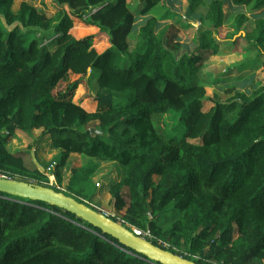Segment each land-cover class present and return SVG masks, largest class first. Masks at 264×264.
<instances>
[{"label": "trees", "instance_id": "1", "mask_svg": "<svg viewBox=\"0 0 264 264\" xmlns=\"http://www.w3.org/2000/svg\"><path fill=\"white\" fill-rule=\"evenodd\" d=\"M130 1L55 0L59 10L47 16L26 1L12 15V0H0L8 25L34 22L29 29L0 24V174L48 185L47 165L31 167L7 149L17 130L40 129L60 150L58 184L72 153L117 165L121 179L107 190L120 216L110 218L153 244L202 264H264V86L248 96L255 71L238 76H250L246 90L226 102L214 93L215 105L204 111L197 65L218 53L217 30L231 16L230 38L244 31L233 43L243 39L247 52L256 51L237 70H256L264 57V0H187V15L201 18L189 54H179L182 26L148 16L160 0L134 8ZM79 26L88 30L83 37L75 34ZM70 75L78 78L69 88L85 79L93 108L74 102L70 89L57 90ZM166 112L184 126L181 140L155 129L153 116ZM92 122L99 132L88 128ZM81 173L68 178L64 193L95 207L91 180L77 181ZM0 264L159 263L67 210L0 192Z\"/></svg>", "mask_w": 264, "mask_h": 264}, {"label": "rangeland", "instance_id": "2", "mask_svg": "<svg viewBox=\"0 0 264 264\" xmlns=\"http://www.w3.org/2000/svg\"><path fill=\"white\" fill-rule=\"evenodd\" d=\"M25 1L47 16H52L59 10L55 0H12L9 8L11 14L17 15ZM131 2L132 0L130 3ZM160 2V6L155 10V14L158 17L161 15L168 16L169 14L171 16V13L173 12L177 13L183 11L184 15H187L186 10L189 3L187 0H160ZM138 7H141V4ZM154 9L155 7L151 9L148 16L153 15L151 13H154ZM138 18L140 19V16H138ZM185 18L188 19L187 21L189 22V26L180 34L181 39L179 42L181 44V51H179V54L184 53V51L189 54L190 50L192 51L198 45V40L200 38L199 27L201 25V18L199 17V12H192L191 15H187ZM6 22V18L0 15V24H4L7 28H11V26L17 23L20 24L19 22L14 21L8 25ZM23 23L25 26L22 24L20 25L29 29L28 27L33 26L34 22L28 18H24ZM137 30L138 27H135V31ZM233 31L234 28L231 19L230 17H227L224 24L217 30V38L222 40L219 52L215 55H208L207 58L201 59L197 63V65H199L198 78L200 83L203 84L206 89V97L201 100V109L204 111L215 105V102L212 99L214 93L219 95V100L221 102H226L231 99L237 91L242 90L243 92L247 88L245 82L250 76L246 80H243L242 78L234 82H232L230 77L231 75H238L236 73L237 67L245 62H248L250 59H253L256 56V51L247 52V45L243 39L238 40L236 43L230 42L232 40L230 36L235 33H233ZM87 32V28L79 26V28L75 31V34L79 37H83L87 34ZM243 33L244 31H240V33L238 32L235 36L238 37V35ZM96 40H99L98 36ZM97 49L102 50L103 46L97 44ZM50 50L54 51L55 47ZM243 71L250 72L252 69L246 68ZM257 72H254L253 76L254 79H258V83H254L253 81V84L255 85L249 86V90L246 92L248 96L251 95L250 91L253 92L260 86H264V65L263 67L261 66ZM242 75L245 76L246 74L243 73ZM76 78L78 77L70 75L68 77V81H61L58 84L56 87L57 90L66 91L70 89L74 102H85L86 106L93 108L95 103L94 101H92V103L89 101L91 91L87 88L84 78H81V80L76 83L74 88H69L67 82L75 80ZM96 124L97 122H92L88 125V128H95ZM153 125L162 137L171 141L181 140L184 138L186 132L184 126L179 124L178 116L170 112L153 116ZM18 133L20 134L18 135ZM31 133L32 134H25L23 131H16L12 137L14 139L10 140L7 145V149L12 153L17 152L20 155L21 153H25V160L29 165L31 161H33L30 160V158H32V154H29L32 152L35 153V157L38 159L37 161H40L43 165H48L52 161L59 164L60 155L58 151L60 150L52 147L49 135L40 137V129L33 130ZM45 140H47V142H45ZM195 141L198 143L201 142L200 139H196ZM33 165L30 166L32 167ZM59 170L61 175H63L62 183L59 186L63 188L67 187V178L72 180V177L73 179L76 178L77 174L82 171L81 175L78 176L77 181L82 180L84 176H88L91 180L92 189H90V191L93 192L92 203L95 206L94 208L108 217L114 215L118 217L120 216L114 208V198L107 190L110 183L121 179V172H119L116 164L113 162L101 161L83 154L72 153L67 158L65 165L60 166ZM76 170H79V172ZM122 194L126 198L125 187L122 190ZM234 236H236V234H234Z\"/></svg>", "mask_w": 264, "mask_h": 264}, {"label": "water", "instance_id": "3", "mask_svg": "<svg viewBox=\"0 0 264 264\" xmlns=\"http://www.w3.org/2000/svg\"><path fill=\"white\" fill-rule=\"evenodd\" d=\"M91 130L99 132L95 128ZM32 159L35 165L44 171L32 152ZM0 192L12 196L27 198L33 201H43L58 208L67 210L77 217L82 218L94 227L99 228L102 233L116 238L121 244L133 251L144 255L149 260L159 264H202L176 253L171 252L159 245L153 244L141 235L135 233L124 224L97 211L90 204L78 201L74 197L52 187L34 184L22 180L0 177Z\"/></svg>", "mask_w": 264, "mask_h": 264}, {"label": "crops", "instance_id": "4", "mask_svg": "<svg viewBox=\"0 0 264 264\" xmlns=\"http://www.w3.org/2000/svg\"><path fill=\"white\" fill-rule=\"evenodd\" d=\"M142 3V1L141 0H132V2H131V7L132 8H134V6H139L140 4ZM160 4H161V2L160 3H158V4H156L155 6H153V7H155V9H154V13H151V14H153V15H151V16H155V17H157V19H159V21L160 22H162V23H173V24H175L176 23V26L179 28V25L180 26H182L181 28H180V32H179V37H180V34H181V32L184 30V29H186L188 26H184L186 23H189L187 20L188 19H186L185 17L187 16L186 14L184 15V11L183 12H173V13H171V16H170V14L167 16V15H161L160 17H158L156 14H155V10L160 6ZM188 6V5H187ZM224 9H225V11L227 12L228 10L230 11V7H227V6H225L224 7ZM259 12V11H258ZM175 13V14H174ZM186 13H187V10H186ZM249 13L247 12V15H248ZM167 16V17H166ZM228 17H230V19L232 18L231 16H228ZM146 18H147V16H140V19L139 18H136V22L134 23V29H135V27H139L141 24H143L144 22H145V20H146ZM171 18V19H170ZM232 22V21H231ZM240 33V32H239ZM235 35L231 38L232 40L230 41V42H232L233 43V40L235 39ZM180 39H181V37H180ZM238 40H241V39H238ZM237 40V41H238ZM236 41V42H237ZM222 40H220V42H219V50H220V47H221V45H222ZM219 50H218V52H219ZM208 53H206L205 54V58H207L208 57ZM263 65H264V57L262 58V63H261V65L260 66H258L257 68H256V70H252V71H250V72H246V71H241V72H238V70H236L237 72V74L238 75H231V80H232V82H234V81H236L235 79H236V77H238V76H244V75H242L243 73H245L246 75V77L249 75V73H251V72H253V71H255V72H257L258 70H259V68L262 66L263 67ZM258 73V72H257ZM233 76V77H232ZM234 78V79H233ZM36 130V129H35ZM17 131H20V130H17ZM20 133H18V135H19ZM26 134V133H25ZM12 139H14V138H12ZM11 139V140H12ZM45 142H47V140H45ZM48 143H49V141H48ZM42 146H44V145H42ZM41 146V147H42ZM59 152V151H58ZM15 153H17V152H15ZM20 153V152H19ZM29 154H31V153H29ZM21 155L23 156V158H24V161L26 162V160H25V153H21ZM30 160H33L32 158H30ZM38 160V159H37ZM31 162H33L34 163V161H31ZM26 163H28V162H26ZM39 163H40V161H39ZM42 164V163H41ZM29 165V164H28ZM30 166V165H29ZM67 181H68V178H67ZM66 181V182H67Z\"/></svg>", "mask_w": 264, "mask_h": 264}, {"label": "built area", "instance_id": "5", "mask_svg": "<svg viewBox=\"0 0 264 264\" xmlns=\"http://www.w3.org/2000/svg\"><path fill=\"white\" fill-rule=\"evenodd\" d=\"M92 12L95 11V9H91ZM85 18V17H84ZM55 166H56V162L55 161H52L51 163H49L45 169V174L47 175L48 177V185L49 187H52L54 188L55 190H58V191H62V192H65V187H61L59 185L61 184H58L57 181H56V175H55ZM0 177H4L0 174ZM46 186V185H45ZM135 233L138 234V235H141L143 236V233L139 230H136L134 229ZM144 237V236H143Z\"/></svg>", "mask_w": 264, "mask_h": 264}]
</instances>
